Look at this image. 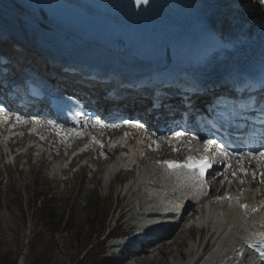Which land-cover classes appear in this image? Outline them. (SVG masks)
Wrapping results in <instances>:
<instances>
[{
	"label": "rangeland",
	"instance_id": "obj_1",
	"mask_svg": "<svg viewBox=\"0 0 264 264\" xmlns=\"http://www.w3.org/2000/svg\"><path fill=\"white\" fill-rule=\"evenodd\" d=\"M84 140L85 138L78 144ZM7 144L12 148V141L9 140ZM14 144H16L15 141ZM4 146L9 148L7 145ZM11 148L10 151L7 150V154L10 153L8 156L10 159ZM0 152H3L2 147H0ZM14 152L16 149L13 150ZM31 152L33 153V151ZM27 159L21 158L18 162V160H13L12 156V161L17 163L11 161L7 170L1 168L0 164V264H71V254L74 252L73 233L87 224L89 204L96 205L92 212L97 219L95 226L97 228L93 229L95 233L100 231V220L108 212L110 213L108 225H112L116 217L119 223L123 224L124 230L132 223L127 212L130 199L123 198L124 192L123 189H120L124 183L119 187L110 184V187L103 188L101 176L104 169L102 171L101 164H99L100 169L93 176V181H89L88 174L84 171L73 173L75 169L73 168L64 172L65 167H62L64 173L59 176V178L62 176V179L58 181V175L55 177L56 179H53L51 166L47 167L50 162L38 164L34 159V164H31L33 158L24 162ZM46 168L50 172L51 178ZM128 177L130 175H126L123 179ZM95 179L96 184H94ZM228 182L226 181V183ZM35 195H39L41 204L47 203L57 217L64 222V226L59 232L50 231L47 225H43V222L32 214L31 198ZM39 201L36 203L38 206L41 205ZM200 233L195 230L179 232L175 238L171 239V244L168 242L153 252L157 256L152 257L151 264H174L181 260L180 257L185 259V248L197 240ZM31 244L32 248L29 246ZM106 252V257H108L109 254L118 251L107 249ZM122 257L123 255H115L112 259L108 257L109 260L103 264H142L147 259L126 263V261L122 262Z\"/></svg>",
	"mask_w": 264,
	"mask_h": 264
},
{
	"label": "bare ground",
	"instance_id": "obj_2",
	"mask_svg": "<svg viewBox=\"0 0 264 264\" xmlns=\"http://www.w3.org/2000/svg\"><path fill=\"white\" fill-rule=\"evenodd\" d=\"M235 0H218L216 4V9L215 12L221 20H236L239 16V12H236V8L230 7L231 4H233ZM230 7V8H229ZM229 10H231L232 14H229ZM6 113H4L3 116H5ZM11 118V116H10ZM190 120L197 121L199 119H202V114L198 113L196 117H193V115H190ZM20 119V118H19ZM19 119L17 120L16 123V129L18 130H24L27 128H36L37 131H40L42 134L47 133V136L43 138V140H38L37 136H23L15 138V143L20 144L24 140H28L31 142L28 144L25 149L22 150V152H18L13 156V160H18L21 158H29L31 155V151H33V156L35 159L36 163H46L47 157H49V154L51 155L54 151H60L61 154L64 150L68 149L71 147L70 145L75 144L78 141V138H80L77 134H71L69 135L66 139L65 142H63V146L59 148L58 150L53 148L52 150L51 144H53V141H50V138L53 139L54 134L49 131V123L42 121L40 119L36 118H24L23 122H19ZM189 119L177 116L176 121L178 123L182 122H188L190 121ZM14 125V123H12ZM7 126L9 127L8 122H4V118L0 117V147L2 145H7L8 151H10V146L7 144L8 140L5 139L4 137L7 135H10L12 130L6 129ZM162 126L163 129L166 127L164 125L158 124V125H150L151 129L154 131H158V127ZM6 127V128H5ZM5 128L3 134H2V129ZM125 130H132L133 128L131 126H127L124 128ZM94 134H97V136H101V133L104 132L103 138L109 133V132H116L121 133L122 128L118 129H104L103 131H97L94 129H91ZM36 131V132H37ZM170 131V130H168ZM2 134V135H1ZM115 139H119V145L124 144V139L120 135L116 136ZM159 142H161V147L164 145V141L161 138H158ZM139 137L136 139L134 142V145H137L140 141ZM149 140V139H148ZM54 143H57V140H54ZM149 142L146 141L144 144H148ZM110 149H107V153L109 154ZM160 153H165L163 147L159 150ZM9 153V152H8ZM7 154L6 152H0V158L3 159V157ZM257 156L258 161L254 162L251 160L252 155L248 154H236L234 157L229 159V162L227 163L226 167L220 171L219 175L216 177V181L220 177L221 179L230 173L234 172L235 173V178L231 180L230 183L224 184L225 181H222L220 184V189L221 193L223 191H228L231 190L232 187H235V185L238 183V185L235 187V189L242 190L243 195L245 199L248 200H255L259 198V195L255 193V189L258 187L260 188L263 183H257L255 182L254 178L246 172V170H253L254 172L257 170H262L260 169L259 165L264 163V160H259V153L254 154ZM119 165V161L115 160V162L108 166L107 165L104 167V180L102 183V187H110L111 180L115 178V173L116 169ZM264 166V165H263ZM47 167L50 168V164H47ZM143 166L137 168V171L133 172L132 178H130L128 181L124 182V186H120V189H123L122 191L124 192L123 198H128L130 199L129 202V208L127 210L128 212V217L132 218L133 220L136 219L137 223H142L146 221L147 219H143V215H145L146 211L151 210L152 214L154 215V212H166L170 209L171 206H166L163 209H160L156 206H154L153 202L145 200L144 194L141 192L138 194L137 197L134 195V189L138 185V174L144 171ZM51 170H53V179H56L55 177L63 171V168L60 166H51ZM50 170V171H51ZM264 173V170H262ZM238 178H241L240 181H237ZM224 179V178H223ZM215 187V183H213ZM219 185V184H218ZM217 185V186H218ZM227 188V189H225ZM260 191V189H259ZM195 214V220L193 221L194 224L197 225V228L200 230L202 234V238H198L197 241H193L192 244H189L188 247L185 248L184 254H185V259L182 257L179 262H174V264H250V261L248 260L246 254L238 249V247L232 242L227 240L226 236L229 234L231 230H233V227L235 226V221H234V214L232 211H217L216 209L212 212H204L200 210V212H197L196 208L194 210ZM188 220H186L187 222ZM180 227V224L173 229V231L165 238L171 237L175 238L177 234L183 231H187L184 226H181L180 230L178 232L177 229ZM238 229V228H237ZM245 232H242V234ZM245 235V234H243ZM171 238L168 242H171ZM166 242V243H168ZM166 243H160L157 247L152 245L148 246V248L145 250L144 254H139L138 255V260L141 261L144 258H147L145 261L142 262V264H151V259L152 257H156L157 254L153 253L157 251L161 246H163ZM149 245V244H147ZM176 248V246H175ZM175 250V249H174ZM173 251V250H172ZM148 254V255H146Z\"/></svg>",
	"mask_w": 264,
	"mask_h": 264
},
{
	"label": "trees",
	"instance_id": "obj_3",
	"mask_svg": "<svg viewBox=\"0 0 264 264\" xmlns=\"http://www.w3.org/2000/svg\"><path fill=\"white\" fill-rule=\"evenodd\" d=\"M37 201L41 204L39 195L32 196L30 207L32 214L36 219L41 220L43 225H47L50 231L54 233L59 232L63 228L64 222L57 217L47 203L38 206L36 205ZM88 206L89 215L87 224L81 226L78 231H74L73 233L74 252L71 254V264H99L103 259L104 241L101 240V237L106 231L104 226L105 218L100 220V231H97V233L93 232V229L97 228L95 227L97 219L95 214H92L96 205L89 204ZM29 246L32 248V244Z\"/></svg>",
	"mask_w": 264,
	"mask_h": 264
}]
</instances>
